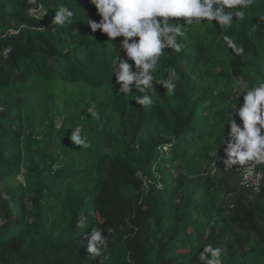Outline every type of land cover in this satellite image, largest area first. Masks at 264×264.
<instances>
[{
	"label": "trees",
	"instance_id": "16d2710c",
	"mask_svg": "<svg viewBox=\"0 0 264 264\" xmlns=\"http://www.w3.org/2000/svg\"><path fill=\"white\" fill-rule=\"evenodd\" d=\"M32 2L0 0V50L13 49L0 55V264H200L206 245L224 250L223 264H264V185L225 203L230 183L202 174L221 155L234 82L264 81V0L231 28L193 25L182 51L160 59L175 96L154 82L148 107L136 89L118 93L123 38L92 32L90 0H36L45 20ZM60 6L70 23H53ZM78 124L90 147L71 141ZM92 226L113 229L99 257L82 235Z\"/></svg>",
	"mask_w": 264,
	"mask_h": 264
},
{
	"label": "clouds",
	"instance_id": "9594fccd",
	"mask_svg": "<svg viewBox=\"0 0 264 264\" xmlns=\"http://www.w3.org/2000/svg\"><path fill=\"white\" fill-rule=\"evenodd\" d=\"M90 3L100 17L99 22L88 18L87 24L92 32L99 30L114 44L116 38H123L119 41V48H115L117 55L111 62L112 74L119 85L118 93L135 94L136 89L139 94H135L134 100L140 106L148 107L155 103L152 95L154 82L167 90V96L174 97L176 94L175 71L167 70V78H162L159 70L165 51H182L193 25H209L215 21L220 28H231L234 23L246 18L254 0H90ZM74 15L68 7L60 6L56 8L53 23H70ZM225 39L230 46L236 47L228 37ZM12 51L9 45L0 50V55L7 58ZM237 51L243 53L244 49L240 47ZM154 73L159 74V80L155 79ZM245 84L240 80L234 82L233 93L238 103L231 106L226 122L220 125L224 130L220 142V145H225L224 170L234 166L249 169L264 165V81L256 80L241 91ZM87 111L92 118H98L94 104L89 105ZM70 139L82 148L91 146L83 125L78 124L74 128ZM87 220L88 215H78L76 228H83ZM88 228H91L90 234H85V231L82 234L88 240L87 250L92 257H99L107 248L113 229ZM223 251L220 247L206 245L199 254L200 264H223Z\"/></svg>",
	"mask_w": 264,
	"mask_h": 264
},
{
	"label": "built area",
	"instance_id": "2783aa9c",
	"mask_svg": "<svg viewBox=\"0 0 264 264\" xmlns=\"http://www.w3.org/2000/svg\"><path fill=\"white\" fill-rule=\"evenodd\" d=\"M37 8L39 10L42 9L40 4ZM37 8L33 6L30 8L31 14L36 17H38L37 14L39 12ZM224 147L225 145H223L222 147L220 159L213 165L216 168H218L219 171L227 173L228 178L234 179L238 188L244 189V190L259 191L261 187L264 185V170L261 169L259 165L249 168V169H242L240 167L234 166L231 169L224 170L225 168V165L223 164Z\"/></svg>",
	"mask_w": 264,
	"mask_h": 264
},
{
	"label": "rangeland",
	"instance_id": "374dc122",
	"mask_svg": "<svg viewBox=\"0 0 264 264\" xmlns=\"http://www.w3.org/2000/svg\"><path fill=\"white\" fill-rule=\"evenodd\" d=\"M32 1H33L32 2V6L37 8L39 6V4L36 2V0H32ZM38 11H39L38 14H37L38 18H40L42 20H45L44 19V14L42 12V9H40V10L38 9ZM240 81H242V80H240ZM242 82H244V81H242ZM246 85L247 84L242 85L241 91H243V87L246 86ZM57 123L60 125L61 119H58ZM178 171H179L178 169L175 170L176 173ZM217 173L221 174L224 177V179L227 180L230 183V185L232 186V193L230 195H228L224 199L225 203H231L235 198H241V199H244L245 201H248V200L254 199L256 197V196H254V194H255V192H258V191L244 190V189L238 188L234 179L228 178L227 173L219 171L218 168H216L214 165L210 166L207 169L202 168V174L205 175L206 177L215 175ZM1 221H3V220H1Z\"/></svg>",
	"mask_w": 264,
	"mask_h": 264
}]
</instances>
